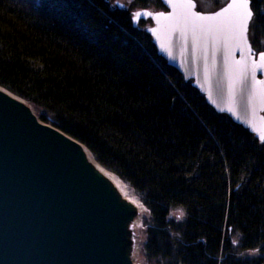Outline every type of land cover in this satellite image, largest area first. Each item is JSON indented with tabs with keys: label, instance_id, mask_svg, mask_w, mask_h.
I'll list each match as a JSON object with an SVG mask.
<instances>
[{
	"label": "trees",
	"instance_id": "1",
	"mask_svg": "<svg viewBox=\"0 0 264 264\" xmlns=\"http://www.w3.org/2000/svg\"><path fill=\"white\" fill-rule=\"evenodd\" d=\"M114 1L0 0V86L132 189L146 264H264V143L168 67L148 21L132 26L159 0ZM250 7L259 52L264 0Z\"/></svg>",
	"mask_w": 264,
	"mask_h": 264
},
{
	"label": "water",
	"instance_id": "2",
	"mask_svg": "<svg viewBox=\"0 0 264 264\" xmlns=\"http://www.w3.org/2000/svg\"><path fill=\"white\" fill-rule=\"evenodd\" d=\"M159 1L164 9L132 10V26L149 21L144 31L168 67L216 114L263 144L264 50L252 49L251 22L242 27L247 9L240 0L211 11L195 0ZM111 6L126 9L119 1ZM41 135L28 117L0 103V264H113L116 225L108 232L103 222L126 216L78 198L65 155L51 157Z\"/></svg>",
	"mask_w": 264,
	"mask_h": 264
},
{
	"label": "bare ground",
	"instance_id": "3",
	"mask_svg": "<svg viewBox=\"0 0 264 264\" xmlns=\"http://www.w3.org/2000/svg\"><path fill=\"white\" fill-rule=\"evenodd\" d=\"M0 103L18 116L28 117L42 132V141L51 150L55 158L63 153L70 165L68 180L76 196L108 207L112 213H123L126 217L119 221L106 222V230L111 232L113 226L127 228L140 225L138 213L142 210L141 203L129 193L122 181L103 168L80 142L64 134L60 130L40 121L32 110L25 107L24 100L0 86ZM127 260H131L128 255Z\"/></svg>",
	"mask_w": 264,
	"mask_h": 264
},
{
	"label": "rangeland",
	"instance_id": "4",
	"mask_svg": "<svg viewBox=\"0 0 264 264\" xmlns=\"http://www.w3.org/2000/svg\"><path fill=\"white\" fill-rule=\"evenodd\" d=\"M116 1L122 2L125 6L133 2V0H116ZM223 1L224 0H219L217 2L212 0H195V3L197 4L198 9H200L201 11H211L214 8H217V4L220 5ZM148 8L155 9L152 6H149ZM135 9L138 8L133 7V10ZM147 25L148 23L145 26ZM260 42L264 45V39ZM24 103H25V108L32 110L34 114L38 117V113L34 111V109L28 103H26L25 101ZM122 183L125 185L128 192L133 194V196L136 197V199L141 203V201L138 199V197L135 195L132 189H130L128 185L123 181ZM141 205H142V210L140 211V213H138V216L140 218V225L136 227L127 226V228L125 229L120 227L118 228L116 226L114 228L113 239L112 242L110 243V248L108 250L109 254H113L115 253V251H117L116 255L118 256L117 258L113 257L114 258L113 264H125L123 259L125 257L127 259L128 255L131 256V260H127V264H146V262L143 260L141 256L140 250L144 242L142 221L146 216L147 211L142 203Z\"/></svg>",
	"mask_w": 264,
	"mask_h": 264
},
{
	"label": "snow or ice",
	"instance_id": "5",
	"mask_svg": "<svg viewBox=\"0 0 264 264\" xmlns=\"http://www.w3.org/2000/svg\"><path fill=\"white\" fill-rule=\"evenodd\" d=\"M240 3H241L242 7L247 9L246 20L242 22V27L246 31L247 30V24L249 22H251L254 13L251 11V8H250V0H240ZM181 215H183V214L181 213Z\"/></svg>",
	"mask_w": 264,
	"mask_h": 264
}]
</instances>
